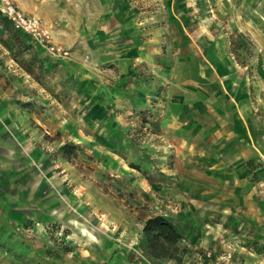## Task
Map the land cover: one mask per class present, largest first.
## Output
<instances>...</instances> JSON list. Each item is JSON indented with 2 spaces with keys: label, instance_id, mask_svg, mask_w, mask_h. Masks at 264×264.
Segmentation results:
<instances>
[{
  "label": "rangeland",
  "instance_id": "obj_1",
  "mask_svg": "<svg viewBox=\"0 0 264 264\" xmlns=\"http://www.w3.org/2000/svg\"><path fill=\"white\" fill-rule=\"evenodd\" d=\"M127 1L134 12L181 23L202 48L225 37L249 75L264 69V0ZM6 3L40 26L37 34L20 29L0 10L18 34L8 37L0 21V98L25 111L29 126L2 129L12 144L0 142V264H264V187L250 197L238 181L211 172L218 157L202 156L199 144L184 157L165 152L148 125L150 109L112 108L123 116L116 138L90 139L86 133L100 125L88 122L87 104L68 107V57L80 32L103 18L105 0H0ZM52 106L77 121L62 130L35 121L55 115ZM261 163L253 159L254 168ZM247 175L258 180L254 170ZM156 214L183 233L179 260L146 253L142 224Z\"/></svg>",
  "mask_w": 264,
  "mask_h": 264
},
{
  "label": "crops",
  "instance_id": "obj_2",
  "mask_svg": "<svg viewBox=\"0 0 264 264\" xmlns=\"http://www.w3.org/2000/svg\"><path fill=\"white\" fill-rule=\"evenodd\" d=\"M132 8L127 0H105L103 18L91 22L94 29L80 32L81 45L67 61L74 77L64 87L68 107L87 104L88 122L100 125L86 133L90 139L94 133L103 139L117 136L123 116L113 115L112 108L150 109L154 117L148 125L165 152L184 157L199 144L202 156L218 157L211 172L225 173L254 196L252 188L264 187V69L249 75L240 68L225 37H214L202 48L169 16L159 20L157 11ZM52 107L55 115L43 112L35 121L57 129L74 123V115H58V106ZM25 113L0 98V142L12 144L1 136L5 125L13 131L29 128ZM256 157L263 163L253 169L258 180L251 182L247 161ZM258 203L264 213V196Z\"/></svg>",
  "mask_w": 264,
  "mask_h": 264
},
{
  "label": "trees",
  "instance_id": "obj_3",
  "mask_svg": "<svg viewBox=\"0 0 264 264\" xmlns=\"http://www.w3.org/2000/svg\"><path fill=\"white\" fill-rule=\"evenodd\" d=\"M4 22V29L7 36L11 38L18 37L16 29L10 25V21L5 17L0 18ZM6 24V25H5ZM5 44V42H4ZM14 54V58H16ZM24 68L30 72L29 67ZM247 165L249 171L253 170V160H248ZM142 234L146 240L145 251L152 258H181L179 242L184 238L183 233L165 216L161 214L151 215L147 217L142 224Z\"/></svg>",
  "mask_w": 264,
  "mask_h": 264
},
{
  "label": "built area",
  "instance_id": "obj_4",
  "mask_svg": "<svg viewBox=\"0 0 264 264\" xmlns=\"http://www.w3.org/2000/svg\"><path fill=\"white\" fill-rule=\"evenodd\" d=\"M0 10L13 21L14 25L20 29L31 31L34 34L39 33V19L33 16H27L17 11L11 4L6 3L0 6Z\"/></svg>",
  "mask_w": 264,
  "mask_h": 264
}]
</instances>
